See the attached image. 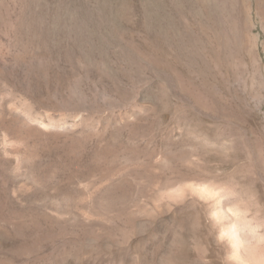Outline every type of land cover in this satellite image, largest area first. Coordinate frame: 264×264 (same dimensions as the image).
Segmentation results:
<instances>
[{
	"label": "rangeland",
	"instance_id": "rangeland-1",
	"mask_svg": "<svg viewBox=\"0 0 264 264\" xmlns=\"http://www.w3.org/2000/svg\"><path fill=\"white\" fill-rule=\"evenodd\" d=\"M0 264H264V0H0Z\"/></svg>",
	"mask_w": 264,
	"mask_h": 264
},
{
	"label": "bare ground",
	"instance_id": "bare-ground-1",
	"mask_svg": "<svg viewBox=\"0 0 264 264\" xmlns=\"http://www.w3.org/2000/svg\"><path fill=\"white\" fill-rule=\"evenodd\" d=\"M228 231H229V234H230V236H235L234 234H235V230H234V228H230V227H228ZM233 238V237H232ZM235 240V239H234ZM236 241V240H235Z\"/></svg>",
	"mask_w": 264,
	"mask_h": 264
}]
</instances>
